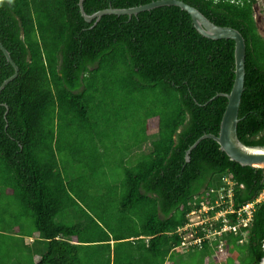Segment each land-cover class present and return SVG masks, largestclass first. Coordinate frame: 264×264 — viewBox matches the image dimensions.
I'll return each mask as SVG.
<instances>
[{"label": "trees", "instance_id": "obj_1", "mask_svg": "<svg viewBox=\"0 0 264 264\" xmlns=\"http://www.w3.org/2000/svg\"><path fill=\"white\" fill-rule=\"evenodd\" d=\"M149 1L83 0V8ZM183 1L243 35L237 135L264 144L257 0ZM0 40L18 66L0 91V264H161L187 213L213 203L222 174L234 181L236 208L262 189L264 167L231 160L212 138L185 160L199 136L218 133L227 98L217 93L230 91L235 63L234 41L202 35L180 7L86 21L78 0H2ZM12 73L0 50V84ZM152 117L159 123L148 134ZM223 238L222 264H259L264 199L248 226ZM217 242L184 247L212 255Z\"/></svg>", "mask_w": 264, "mask_h": 264}, {"label": "water", "instance_id": "obj_2", "mask_svg": "<svg viewBox=\"0 0 264 264\" xmlns=\"http://www.w3.org/2000/svg\"><path fill=\"white\" fill-rule=\"evenodd\" d=\"M79 10L82 17L86 21L95 19L97 21L104 14H126L131 16L140 11L149 10L159 6L175 5L182 10L187 11L190 15L194 27L202 35L212 38H229L234 41V81L228 93L219 92L217 95H223L227 98V103L223 111L219 130L217 134L205 133L199 136L186 150L185 160H189L190 150L203 138L209 137L214 139L219 148L233 161L243 166L263 167L264 166V144L248 145L242 142L237 135L238 109L241 100L242 91L244 89L245 76V50L246 43L241 32L227 25H218L206 17L199 9L183 0H152L147 3L129 6V7H106L87 13L83 8V0H78ZM0 50L13 68V73L2 81L0 91L5 84L16 77L18 66L12 59L10 52L0 40ZM264 248V244H263ZM264 264V251L259 261Z\"/></svg>", "mask_w": 264, "mask_h": 264}, {"label": "built area", "instance_id": "obj_3", "mask_svg": "<svg viewBox=\"0 0 264 264\" xmlns=\"http://www.w3.org/2000/svg\"><path fill=\"white\" fill-rule=\"evenodd\" d=\"M219 1V0H214ZM234 181L229 174L220 176L219 184L216 187L217 197L213 203H203L200 207L187 213V221L177 228L181 236L180 244L177 246L198 245L204 240L211 243L218 240L214 245V255L222 260L229 253V240L223 235L229 232L237 233L240 228L248 226L256 203L264 199V184L258 195L253 200L243 203L236 208L233 203ZM213 191V188L211 189ZM212 211V213H210ZM229 214H235L229 217ZM220 221L221 224H215ZM239 243L247 240V233L242 231ZM237 253V252H236Z\"/></svg>", "mask_w": 264, "mask_h": 264}, {"label": "rangeland", "instance_id": "obj_4", "mask_svg": "<svg viewBox=\"0 0 264 264\" xmlns=\"http://www.w3.org/2000/svg\"><path fill=\"white\" fill-rule=\"evenodd\" d=\"M254 9V17L256 20V24L258 26V30L260 34L264 37V0H257V3L253 7ZM159 123L158 117H152L148 119V134H152L153 131L157 128ZM186 249L184 246H177L175 250L174 260L169 264H203L202 262L197 260V256L194 253L191 257L186 258L185 254L180 253ZM225 264V261H224Z\"/></svg>", "mask_w": 264, "mask_h": 264}, {"label": "crops", "instance_id": "obj_5", "mask_svg": "<svg viewBox=\"0 0 264 264\" xmlns=\"http://www.w3.org/2000/svg\"><path fill=\"white\" fill-rule=\"evenodd\" d=\"M24 242L27 244H32L33 237L25 236ZM110 244H111V246L113 245V240H111ZM176 247H177V245L172 246L169 249V251L166 253L161 264H169L174 260V255H175L174 253H175ZM236 252H237V250H234L233 252H231V257L233 259L237 256ZM180 253L185 254L186 258H188V257L192 258V255H194V252L191 251L189 248L184 249L183 252L180 251ZM196 256H197V260L202 262L203 264H212V262H214L216 264H222V262H223V261L217 259L214 254L211 255L210 253L204 254L203 252L197 251Z\"/></svg>", "mask_w": 264, "mask_h": 264}, {"label": "clouds", "instance_id": "obj_6", "mask_svg": "<svg viewBox=\"0 0 264 264\" xmlns=\"http://www.w3.org/2000/svg\"><path fill=\"white\" fill-rule=\"evenodd\" d=\"M0 2H2V0H0ZM9 2H11V0H9ZM264 167V166H263Z\"/></svg>", "mask_w": 264, "mask_h": 264}]
</instances>
